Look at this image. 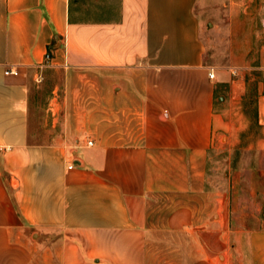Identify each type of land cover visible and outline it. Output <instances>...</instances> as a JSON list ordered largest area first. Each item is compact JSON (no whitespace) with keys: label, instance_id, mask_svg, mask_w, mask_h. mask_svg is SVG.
<instances>
[{"label":"crops","instance_id":"obj_1","mask_svg":"<svg viewBox=\"0 0 264 264\" xmlns=\"http://www.w3.org/2000/svg\"><path fill=\"white\" fill-rule=\"evenodd\" d=\"M204 1L0 0V264H264L206 176L252 82L264 150V21Z\"/></svg>","mask_w":264,"mask_h":264},{"label":"rangeland","instance_id":"obj_2","mask_svg":"<svg viewBox=\"0 0 264 264\" xmlns=\"http://www.w3.org/2000/svg\"><path fill=\"white\" fill-rule=\"evenodd\" d=\"M254 5L250 0H205L204 7L199 9L203 22L208 23L205 31L210 32L216 24H226L228 11L233 9L237 11L236 17L241 19L249 38V32L255 29V15L258 23L264 21V7L257 12L260 9ZM245 16L248 17L246 22L243 21ZM254 94L252 82L248 86L247 119L242 123L245 129L238 132L240 143L209 150L206 164L210 183L225 187L229 192L232 244L236 235L264 231V150L249 145L260 136L254 114ZM224 142L221 140L222 144Z\"/></svg>","mask_w":264,"mask_h":264},{"label":"built area","instance_id":"obj_3","mask_svg":"<svg viewBox=\"0 0 264 264\" xmlns=\"http://www.w3.org/2000/svg\"><path fill=\"white\" fill-rule=\"evenodd\" d=\"M5 74H6V75H7V74H15V71L12 70V69H8V70L5 71ZM208 76H209L210 79H213V78H214V74H213V73H209ZM88 145H92V142L89 141V142H88Z\"/></svg>","mask_w":264,"mask_h":264}]
</instances>
